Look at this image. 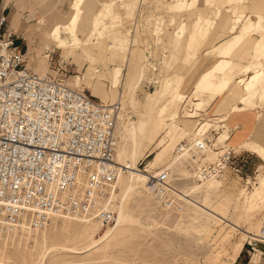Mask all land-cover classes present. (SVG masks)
<instances>
[{"label":"rangeland","instance_id":"1","mask_svg":"<svg viewBox=\"0 0 264 264\" xmlns=\"http://www.w3.org/2000/svg\"><path fill=\"white\" fill-rule=\"evenodd\" d=\"M9 1L6 4L4 0L3 4V0H0V17H5L9 24L14 7L18 10L13 18L17 21L12 20L8 30L10 34L18 33L24 27L22 21L27 20L25 34L15 35V38L19 37L15 45L24 44L23 51L27 53L30 49L26 60L31 61L32 66L36 64V57V66L44 61L47 67L45 75H51L52 70H65L59 72L58 77L64 78L67 85L75 90L71 80L83 77L91 64L80 54L76 59L65 58L63 48L74 43L68 25L61 28V42L56 37L47 38V29L56 25L69 10L77 9L85 15L92 8L97 14L103 6H112L111 13L105 16L118 17L123 23V28L114 33L125 43L124 54L117 52L113 63L107 68L93 63V67L102 74L101 81L97 80L98 75L95 74L94 91L87 87L81 91L88 95L91 93L102 102H117L119 93L127 94L128 90V94H131L134 86L139 84L136 98L140 101L141 110L152 109L156 112L167 109L158 123L161 130L159 138L146 148L137 168L143 176V169L152 173L169 169L172 184L178 187V193L188 194L187 199L191 204L180 201L178 207L169 210L142 187L126 202L124 215L128 221L101 245L91 246V243L99 241L106 230L92 226L98 230L94 235L91 232L93 228L87 229L67 222V219L52 218L39 229L23 228L14 235L0 238V264H264V247L259 248L261 258L253 259L252 252L249 253L244 247L245 236L255 234L264 226V167L259 169L262 160L241 146L249 144L264 152V125L259 128L260 143L256 138L250 139V135L242 137V132L231 136L229 129L231 121L251 110L261 112L257 114V119L263 116L264 95L256 99L250 95L245 100L247 108L244 112L227 116L231 106H239L237 102L226 99L227 91L219 96L198 86L201 75L216 65L223 64L224 67L229 62V57L219 56L228 46V40L223 38L225 24H216L215 21L216 14L223 15L227 11L221 0H209L207 4L197 7L198 19L189 9L191 0H181V10L176 12L169 9L166 0H138L129 9L123 8L120 0H86L84 6L79 0ZM249 3L241 0L239 5L247 9L245 13L251 16L253 23L258 22L259 18L260 24L264 25V0H250ZM244 18H239L241 21L234 26L237 31L250 27L249 21L245 19V22ZM205 24L208 31H199L198 28H204ZM107 26L108 20L105 19L93 29L94 36L80 38V45L87 49L93 46L98 34L106 36L107 30L104 28ZM253 30H248L244 50L238 54L243 58L232 57L231 60L242 65L253 55V45L258 39V32ZM104 44L103 39L97 46ZM56 50L63 61L81 63L80 69L76 64L62 62ZM48 56L51 68L48 66ZM257 62L264 65V45ZM151 65L152 70L149 68ZM116 68L119 75L114 86L110 73ZM143 69V78H140ZM224 70L234 85L235 73L231 75L229 67ZM167 83H170L168 89ZM102 95L106 96L105 101L101 99ZM224 98L226 101L222 106ZM174 99L179 103V109L171 117L173 108L170 105ZM253 102L257 105H251ZM256 107L261 109H254ZM194 113L197 114L196 118L191 117ZM191 122L195 123L191 125ZM120 124L116 119L115 126L121 132ZM235 128L233 126L232 131ZM178 130L188 133L186 139L177 137L175 132ZM213 130L218 131L214 137L216 150L228 147L235 155L241 153L247 157V163L240 177L228 171L219 178L199 183L188 168L190 162L197 159L190 152L187 156L176 154V148L182 142H191ZM236 136L239 138L231 144ZM214 153L217 152L206 154L205 161L214 160ZM173 161L176 163L169 168V163ZM113 202H116V198ZM109 206L114 212L113 204ZM215 213H220L222 218L215 216Z\"/></svg>","mask_w":264,"mask_h":264},{"label":"built area","instance_id":"2","mask_svg":"<svg viewBox=\"0 0 264 264\" xmlns=\"http://www.w3.org/2000/svg\"><path fill=\"white\" fill-rule=\"evenodd\" d=\"M7 29L0 17V238L22 226L39 229L56 217L112 226L115 214L107 199L122 172L114 160L119 103H101L59 77L34 73ZM215 135L177 149L197 151L199 158L188 168L200 182L228 171L240 177L247 163L231 150L206 162ZM168 186L174 190L167 171L148 175L153 196L171 201ZM244 247L249 253L264 247V227Z\"/></svg>","mask_w":264,"mask_h":264},{"label":"bare ground","instance_id":"3","mask_svg":"<svg viewBox=\"0 0 264 264\" xmlns=\"http://www.w3.org/2000/svg\"><path fill=\"white\" fill-rule=\"evenodd\" d=\"M137 1L138 0H120L119 3L123 8L129 9L133 7ZM244 1L247 2V4H250L249 3L250 0H244ZM79 2H81L83 6L86 4V0H79ZM191 2L192 3L189 6V9L194 13V15H196L195 18L198 19L199 16L196 14L197 7L201 6L202 4H207L209 0H191ZM221 2L222 5L227 8V11L223 15L216 14L215 21L217 22L216 24H221V25L225 24L226 29L223 32V38L228 40L227 41L228 46L225 48L224 51H222L219 54V56L220 57L226 56L227 58L229 57V62H226L224 67L223 64L222 65L219 64L211 68L209 71L206 70L207 72L201 75V77L199 78L198 86L201 87V89L204 91L214 92L216 95L219 96H221L223 92L226 90L227 91L226 99L227 98L231 99V101L233 100L239 104V106L234 105L230 107V109L227 111V116H230L231 114L234 115L245 111V109L247 108V104L245 100L250 95H254L253 99L254 98L256 99L257 96L261 97L264 95V65H260V63L257 62V57L259 56V53L264 45V25L260 24L261 19L259 18H258L259 20L258 22H254V23L252 22L251 16L245 13L247 9L239 5L241 0H221ZM5 3L9 4L10 1L5 0ZM166 3L172 12L181 10L180 9L182 7L181 0H166ZM232 6L235 7L232 8ZM111 7L112 6L105 5L97 14H95L92 11V8H89L87 14L85 15L81 14V11L77 9L69 10L64 13L63 18L57 21L56 25H53L51 26V28L47 29L46 32L47 38L52 39L56 37L61 42L60 40L61 28H66V26L68 25L74 43L70 46H66L63 48L65 52V58L67 60L76 59L78 57V54H80L82 57L87 59V61H89V63L91 64L88 66L86 73L84 74L83 77L73 78L71 80L74 83L76 89L79 91H81L85 85H89V87H91V90L94 91L93 77L95 76V74L98 75L97 80L101 81L102 74L99 72V70H97V68L93 67V63L97 64L99 67L101 66L103 68H107L109 65L113 63L115 56L117 55L116 54L117 52H119L121 55L124 54L123 48L125 43L122 40H119L116 37V34L114 33L115 31L123 28V23L118 17L113 18L112 15H109V17L105 16L106 14L111 13L112 11ZM243 16L245 17L244 20L247 19L249 21L250 27L243 31H237L236 28H234V26L239 24V22L241 21V19L239 20V18H242ZM105 19L108 20V26L104 28L107 30L106 36L103 37V35L98 34L97 42L94 43L93 46H91L88 49L86 47H82L80 45L81 42L80 38L86 39L94 36L93 29H95V27L98 24L100 23L102 24L105 21ZM247 20H245V22ZM206 27L207 25L205 24L204 28L199 27L198 30L200 31L202 29H205V32H207L208 29ZM251 29H254L253 31L258 32L257 33L258 39L255 42L252 49L253 55L249 57V59L245 64L241 65L231 60V58L234 57L237 59L235 54L239 50V48H241L245 44L244 42L246 41L248 30ZM103 39L105 41V44L100 47L97 46L98 42ZM130 46H131L130 48H132L133 44ZM29 52L30 49L28 50V53ZM127 54L129 55L130 51ZM146 63H147V58L145 64ZM225 67L230 68L231 75L235 73L234 77L236 78L235 79L236 82L234 83V85H232L230 82V76L227 77V75L224 74ZM46 70L47 67L44 61L39 63V65L36 66L35 69L36 74L40 76L45 75ZM143 72L144 69L141 72L140 78H143ZM118 75H119L118 68L114 69L110 73V78L112 79L114 86L118 82ZM138 86L139 84L134 86V90L132 91L133 93L131 94H128V90H127V94L124 93L118 94V100L116 103H119L120 110L116 115V119H118L121 123L120 124L121 132L115 126L116 137H117V148L115 151L114 160L116 164L121 168L122 172L120 173L115 183L112 185V188L109 192L107 199L108 204L110 205L113 204V207L115 208L114 211L115 222L113 224L114 226L112 225L113 227L110 226L104 229L106 231L103 234V236L99 239V241L92 242L91 246L101 245L102 243L109 240L113 236L115 231L118 228H120L124 223H126V221H128L124 215L126 202L128 201L131 195L137 194L142 189V187H144L145 191L149 195H151L156 201H158L159 204H163L169 210L178 207L180 201H184L187 205L191 204V201L187 199V197H189L188 194L186 193L183 195L184 192L182 194L178 193V189H177L178 187L176 188L173 184L172 185L174 187L173 188L174 190H172L171 187L169 186L167 187V191L168 192L171 191L172 193L171 201H165L164 197L159 195L153 196L151 193H149L146 187V181L148 175H156L162 170L167 171L169 175V181L173 182L170 177L169 169L163 168L157 171L156 173H152L151 171H147L143 169L142 170L143 172L142 171L141 172L145 174L144 176L139 173L140 171L137 168L138 160L144 155L146 148L154 144L156 140L159 138V134L161 130L159 129L158 123L163 118L164 116L163 114L167 111V109L166 110L158 109L156 112L154 111L155 113L152 111V109H150L149 111L141 110L140 101L137 100L136 98ZM167 87H170V83H167L166 89H168ZM126 89H127V85H126ZM101 99L105 101L106 96L102 95ZM225 101H226L225 98L221 101L222 106L224 105ZM252 104L257 105L255 102L251 103V105ZM197 105H201V104L198 103ZM170 106H172L173 108L171 112L172 114L171 117H173L176 114L177 110L179 109V103H177L174 99ZM191 117L196 118L197 114L194 113ZM194 123L195 122H191V125ZM210 132H216L217 134L218 131L213 130ZM175 134L177 135V137L180 138H185L188 135V133L186 134V132L182 130H178V132H175ZM202 137L203 135L199 138H196V140L191 141L190 142L192 144L191 146H193V144L197 140H201ZM238 138L239 136L238 137L236 136V138L231 142V144L236 142ZM179 145L176 148V154L181 153L184 156H187L190 152L194 155L196 159L199 158L197 151L193 147H191L188 150H185L184 152H177ZM241 146H245L247 151L255 154L259 159H261L264 162L263 150H259L253 146H249V144H241ZM218 150L216 149L209 150V152L206 154L211 153V151H215L217 153L213 154L215 156L214 160L212 161L206 160V162L208 163L214 162L219 155H222L223 153H225L226 150H231V149L224 146L222 148H219ZM175 163L176 161L169 163L170 164L169 168L173 166ZM193 177L195 178L194 175ZM195 180L197 179L195 178ZM197 182L204 183L206 181L200 182L199 180H197ZM115 198H116V202H113ZM163 201L165 202L163 203ZM216 213L214 214L215 216L217 215V217L222 218L219 216L220 213L219 214ZM56 218L67 219L68 220L67 222L79 224L87 229H92L93 228L92 226H94L95 228L97 227L99 229H102V227L95 221H87L84 219L70 218V217H56ZM262 227H260L255 234H250L248 236H245L246 237L245 242L247 241V239L255 237ZM23 228H28V227L22 226L19 229L13 230L5 234L3 237L14 235ZM92 230L93 231L91 232L94 235L98 231L97 229L94 228ZM261 254H262L261 250H257L256 252L252 253L251 258L252 259L261 258Z\"/></svg>","mask_w":264,"mask_h":264},{"label":"crops","instance_id":"4","mask_svg":"<svg viewBox=\"0 0 264 264\" xmlns=\"http://www.w3.org/2000/svg\"><path fill=\"white\" fill-rule=\"evenodd\" d=\"M3 4H4V0H3ZM2 4V7L4 6ZM3 9H4V7H3ZM14 9H15V11L11 14V19H10V22H9V24L7 23V30H9V28H10V26H11V24H12V20H13V22H16L17 20H14L15 19V15L18 13V10L14 7ZM23 17V16H22ZM14 18V19H13ZM21 21H22V18H21ZM23 23H24V27H22L20 30H19V32L18 33H15V32H12L11 34H14V36L15 35H20V34H25V32L27 31V29L26 28H28V23H27V20L26 21H22ZM18 27H16V29H17ZM17 39L19 38V37H16ZM16 38H14V44H15V42H16ZM17 46V45H16ZM25 45L23 44L22 46H17V49L19 50V51H21L23 54H24V58L25 59H27V51H23L24 49H23V47H24ZM244 46V45H243ZM241 47V48H239V50L236 52V57H237V59H242L243 58V56H238V54H239V52L241 51V50H244V47ZM254 46V45H253ZM28 50V49H27ZM58 53H59V51L58 50H56ZM59 55H60V53H59ZM60 59H61V55H60ZM35 60V62H36V64H37V57L34 59ZM27 61V60H26ZM61 61L62 62H65V61H63L62 59H61ZM33 62V61H32ZM47 62H48V66H49V68H51V63H50V57L48 56V59H47ZM65 63H67V64H76V65H78L79 66V69H80V64H77V63H74L73 61H71V62H65ZM36 64L34 65V66H32L31 65V61H27V68H29L31 71H33L34 72V69H35V67H36ZM82 68H83V66H82ZM65 70H61V69H58L56 72H54L53 70H52V74H51V76H56V77H58V74H59V72H64ZM35 73V72H34ZM71 76V75H70ZM61 79V78H60ZM62 80H64V78H62ZM65 81V83H66V80H64ZM67 84V83H66ZM84 87H87V88H89V89H91V87H89V85H85ZM71 88V87H70ZM84 91V90H83ZM89 93H90V91L89 90H87ZM90 96H92L93 98H95V99H97L96 97H94L93 95H91V93H90ZM98 101H100L99 99H97ZM100 102H102V101H100ZM115 102V101H114ZM102 103H106V102H102ZM108 103H113V102H108ZM254 109H261L260 107H256V108H254ZM259 112L257 111V110H251L249 113H247V114H245V115H240V116H238V117H236L233 121H231L230 122V135L232 136V135H234L236 132H242V137H246V136H249L250 135V139H257L258 140V142L260 143V137H261V135H260V131H259V128L262 126V125H264V115L263 116H261L259 119H257V114H258ZM261 113V112H260ZM259 113V114H260ZM262 123V124H261ZM233 126H235L236 128L232 131V127ZM259 131V132H258ZM250 153V152H249ZM250 154H253V153H250ZM254 155V154H253ZM256 156V155H255ZM257 157V156H256ZM245 158H247V157H245ZM258 158V157H257ZM261 161V160H260ZM262 167H264V164L262 163V161H261V165H260V167H259V169L260 168H262Z\"/></svg>","mask_w":264,"mask_h":264}]
</instances>
